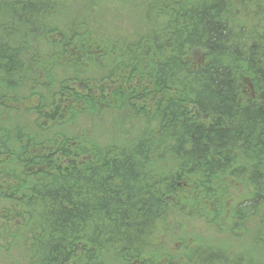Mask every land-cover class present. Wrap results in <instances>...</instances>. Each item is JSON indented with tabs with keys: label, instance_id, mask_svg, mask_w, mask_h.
I'll return each mask as SVG.
<instances>
[{
	"label": "trees",
	"instance_id": "obj_1",
	"mask_svg": "<svg viewBox=\"0 0 264 264\" xmlns=\"http://www.w3.org/2000/svg\"><path fill=\"white\" fill-rule=\"evenodd\" d=\"M0 264H264V0H0Z\"/></svg>",
	"mask_w": 264,
	"mask_h": 264
},
{
	"label": "rangeland",
	"instance_id": "obj_2",
	"mask_svg": "<svg viewBox=\"0 0 264 264\" xmlns=\"http://www.w3.org/2000/svg\"><path fill=\"white\" fill-rule=\"evenodd\" d=\"M251 91H253L252 90V88L250 89ZM251 91H247L246 93L250 96V97H252L253 96V94H252V92ZM187 222H190V221H187ZM194 223V225L196 226L195 227V229H194V231H196L198 234L200 233V234H205V235H211V233H209V231H211L212 232V234H214L212 237H211V240H213V241H215L216 243H221L220 242V239L222 238V236H223V234H221V233H213V231L212 230H209L206 226H203V225H201V223H199V222H193ZM231 247L232 248H234V249H239L240 248V246L238 245V246H236V245H231Z\"/></svg>",
	"mask_w": 264,
	"mask_h": 264
}]
</instances>
